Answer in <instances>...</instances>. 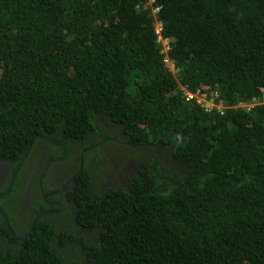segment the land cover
Segmentation results:
<instances>
[{"label":"trees","instance_id":"obj_1","mask_svg":"<svg viewBox=\"0 0 264 264\" xmlns=\"http://www.w3.org/2000/svg\"><path fill=\"white\" fill-rule=\"evenodd\" d=\"M39 138L75 209L0 204V264H264V0H0V164Z\"/></svg>","mask_w":264,"mask_h":264},{"label":"flooded vegetation","instance_id":"obj_2","mask_svg":"<svg viewBox=\"0 0 264 264\" xmlns=\"http://www.w3.org/2000/svg\"><path fill=\"white\" fill-rule=\"evenodd\" d=\"M85 142L87 143L83 145L81 156L84 152L94 151L103 142V138L95 144L89 142V138ZM64 161L66 166L69 165L68 170L71 171L74 167L72 159L63 158L62 153L51 139L37 143L32 154L26 156L18 164L16 170L15 161H4L0 164V204L3 206L13 205L17 217H19L17 226L21 232L29 229V225L32 226L30 218H32L33 210L47 208L48 210L43 213H51L53 216L49 217L54 224L55 214L62 211L64 205L70 211L75 209L71 204H68L66 197V193L72 189L73 179L72 174L61 170L60 167ZM16 179L21 182V185L18 183L15 185ZM13 185H15V192L12 195L13 198L15 197V204L9 202L12 201L11 199L7 200L2 197L10 191ZM55 196H59L58 199ZM55 207H62V209L60 211L49 210Z\"/></svg>","mask_w":264,"mask_h":264},{"label":"clouds","instance_id":"obj_3","mask_svg":"<svg viewBox=\"0 0 264 264\" xmlns=\"http://www.w3.org/2000/svg\"><path fill=\"white\" fill-rule=\"evenodd\" d=\"M150 2H152L153 0H149ZM157 10L158 9H156V10H154L153 11V13H156L157 12ZM158 29H159V31H158ZM160 32H161V28H160V26L159 25H156V33L158 34V38H159V40H160V42H161V40H163L162 39V37H161V34H160ZM164 41V40H163ZM164 43L166 44V46H167V48H168V45H167V42L166 41H164ZM165 63L167 64V66H168V68L169 69H171L172 70V64L169 62V60H165ZM185 97H186V101H189V100H195L196 101V103L197 104H199V105H201V106H203L204 107V109H206V110H215V111H223V109H224V107H222L221 105H216L215 103H214V99L216 98V95H213V97H209V94H207V93H194V94H192L191 92H187V93H185ZM207 104H209V107H207ZM240 107H247V106H245V105H239ZM239 106H237L236 108H238ZM98 123H99V121H97ZM100 124V123H99ZM106 135V132H104V131H98L97 133H93V134H91L90 136H88V138H89V142H91V143H97L99 140H101L102 138H104V136ZM62 139V138H61ZM43 140H46V139H42V141H40V138H39V141H37L34 145H33V143H31L30 144V146H29V153H27L26 154V156L28 155V156H30L31 154H32V151H33V149H34V146L37 144V143H41V142H43ZM31 142H32V140H31ZM87 142H85V144H86ZM128 143V142H127ZM57 148H58V146H56ZM70 147H72V148H76V150H80L81 152H82V150L79 148V147H77L76 145L75 146H73L72 145V143H70ZM58 150L62 153V156H63V158H67V155H64L63 154V152L58 148ZM73 150V149H72ZM84 155H85V152L83 153ZM69 156V155H68ZM79 156H77V155H71L69 158H71L72 159V163L73 164H75L76 163V161H77V158H78ZM96 164H94V166H95ZM124 179V178H123ZM122 179V180H123ZM109 182V181H108ZM44 213H46V212H44ZM42 214V213H41ZM40 215V214H39ZM35 223V222H34Z\"/></svg>","mask_w":264,"mask_h":264},{"label":"rangeland","instance_id":"obj_4","mask_svg":"<svg viewBox=\"0 0 264 264\" xmlns=\"http://www.w3.org/2000/svg\"><path fill=\"white\" fill-rule=\"evenodd\" d=\"M158 31H159V29H158ZM207 107H209V104H207ZM98 121H99V123H100V126H101V124L105 127V128H109V126L108 125H106L105 123V121L103 120V118H101V119H98ZM121 158H123L122 160H121V164L119 163L118 164V167L119 168H121L120 170L121 171H119V170H117V171H112V173H111V175H113V176H110L109 178H110V180H114L115 178H118V179H123V178H125V177H127V176H129V174H128V172H124L122 169L125 167L124 165H122V163L124 162H126V158L125 157H121ZM121 158H119V159H121ZM125 160V161H124ZM124 166V167H123Z\"/></svg>","mask_w":264,"mask_h":264},{"label":"water","instance_id":"obj_5","mask_svg":"<svg viewBox=\"0 0 264 264\" xmlns=\"http://www.w3.org/2000/svg\"><path fill=\"white\" fill-rule=\"evenodd\" d=\"M130 147H132V148H135V146H136V144H134V143H127ZM0 214H1V216L3 217V219H4V221L7 223V218H6V215H5V213H4V211L0 208ZM45 214H47V213H42V214H40L39 215V217L40 216H42V215H45ZM7 227H8V229L11 231V233L13 234V231L10 229V227H9V225H8V223H7ZM32 232V230L27 234V235H25V238L27 237V236H29V234ZM14 235V234H13ZM18 241H20V240H22V239H19V238H16Z\"/></svg>","mask_w":264,"mask_h":264}]
</instances>
